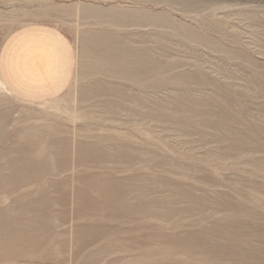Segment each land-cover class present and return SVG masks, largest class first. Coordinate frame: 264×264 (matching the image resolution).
Masks as SVG:
<instances>
[{
  "label": "rangeland",
  "instance_id": "rangeland-1",
  "mask_svg": "<svg viewBox=\"0 0 264 264\" xmlns=\"http://www.w3.org/2000/svg\"><path fill=\"white\" fill-rule=\"evenodd\" d=\"M110 7L143 10V27L92 18ZM54 12L72 45L56 41L54 58H40L38 74L48 72L52 82L65 77L63 89L48 99L0 95V171L32 173L0 175V235L12 234L18 217L38 214L45 229H21L14 244L9 236L0 264H264V0H54ZM99 32L112 35L108 49L142 46L174 69L144 75L145 85L135 88L127 73L89 71ZM103 88L105 96L84 93ZM50 101L86 111L77 120L43 112ZM144 107L154 112L147 109L150 118L175 117L163 125L165 138L147 136L155 124L141 128ZM109 111L121 123L104 121ZM42 125L41 135L31 134ZM33 165L44 168L25 167ZM153 215L164 221L148 220ZM83 225L102 231L83 233Z\"/></svg>",
  "mask_w": 264,
  "mask_h": 264
},
{
  "label": "bare ground",
  "instance_id": "bare-ground-1",
  "mask_svg": "<svg viewBox=\"0 0 264 264\" xmlns=\"http://www.w3.org/2000/svg\"><path fill=\"white\" fill-rule=\"evenodd\" d=\"M97 8V7H96ZM111 8V7H110ZM217 8V7H216ZM223 8V7H222ZM72 9H74V8H72ZM88 9V8H87ZM103 10H96L97 12L95 13L94 12V15H93V19L94 20H96L98 23L99 22H101V23H108V24H111L112 22H113V24L114 25H121L122 23H124L125 22V24L126 25H129V24H131V25H133L134 27L135 26H140V28L141 27H143V25H142V23H144V21H145V17H144V13H143V10H138L137 8V10H135V11H133V10H127V9H124V10H122L123 11V13L122 12H120V10H121V8H111V9H107L108 11H104V8H102ZM67 10V9H66ZM70 10V9H69ZM68 10V11H69ZM75 10V9H74ZM106 10V9H105ZM92 11V10H91ZM94 11V10H93ZM67 13H69V12H67ZM86 13H88V10H87V12ZM90 13H88V15H89ZM215 13H213V17H215ZM218 16V15H217ZM138 22V23H137ZM149 22V21H148ZM119 23H121V24H119ZM137 23V24H136ZM155 23V22H154ZM157 23H158V21H157ZM91 24V23H90ZM100 24V23H99ZM150 24V23H149ZM151 24H153V22H151ZM159 24V23H158ZM107 25V24H106ZM112 25V24H111ZM155 26H157L156 25V23L154 24ZM154 26V27H155ZM129 27V26H128ZM151 27V26H150ZM198 31V30H197ZM138 32H141V34H142V31L141 30H135L134 31V35H137L138 34ZM167 32V31H166ZM153 33V32H152ZM165 33V32H164ZM111 34H109V33H107V32H99L98 33V35H97V37L95 38V40L97 39V42L99 43V44H93V54L92 55H96L95 57H93V60H91V62H90V64H92V65H94L93 67H88L89 68V71H94L95 70V73H96V71H98L97 73L98 74H101V73H104V72H106V73H110L113 77L114 76H116V77H114V78H118L117 76H120V78H123L124 76H125V73H127V79H128V77L130 78V80L132 81V86H137V84L136 83H138V82H141V84H144L145 85V83H143L142 82V80L143 81H145L146 79L148 80V78H144L145 76L144 75H150V77H157V78H159V77H161V75L165 72L166 73V71H168L169 69H171V68H173L172 66H171V68H167V66H164L161 62H159L158 60H157V58H154V54H152V53H150V51L149 50H147V51H149V53H145V49H143V47L142 46H135V47H132V48H130L129 50H127V49H125L124 50V48L125 47H123V51H121V50H117L116 48L115 49H113V50H111V49H108L109 47H110V45H109V47L107 46V45H105V43H109L108 41H110L109 39H111ZM193 36V35H192ZM129 37V36H128ZM92 39V38H91ZM94 39V38H93ZM159 39V38H158ZM113 41V40H112ZM119 41V40H118ZM129 41V40H128ZM134 41V40H133ZM133 41H131V42H133ZM105 42V43H104ZM183 42V41H182ZM115 44H117V42H115ZM115 44H114V47H116L115 46ZM119 44V43H118ZM136 44V43H135ZM179 44V43H178ZM134 45V44H133ZM88 46V45H87ZM91 46V45H90ZM198 47V46H197ZM127 48V47H126ZM79 50H80V48H79ZM124 52H125V55L126 56H130V59H127V60H125V59H123V57H124ZM230 55V54H229ZM90 56H91V54H90ZM125 56V57H126ZM85 64V63H84ZM86 64H88V63H86ZM97 64V65H96ZM84 66H86V65H84ZM89 66V65H88ZM177 68V67H176ZM174 69V68H173ZM216 69V68H215ZM93 74V73H92ZM124 74V75H123ZM82 75V74H81ZM95 75V74H94ZM101 75H103V74H101ZM123 77H122V76ZM79 76V75H78ZM96 76H98V75H96ZM108 77H109V75H107ZM146 76V77H147ZM91 77V76H90ZM104 77V76H103ZM102 77V78H103ZM81 78V77H80ZM88 78V77H87ZM106 78V77H105ZM145 80H144V79ZM155 79L154 81H151L152 83H151V86H152V88L154 89V88H159L160 87V81H158V79ZM85 79V78H84ZM112 79V78H111ZM126 79V78H125ZM80 80H83V78L82 79H80ZM114 80V79H113ZM123 80V79H122ZM129 80V79H128ZM146 80V81H147ZM79 81V80H78ZM124 81V80H123ZM126 81V80H125ZM130 81V82H131ZM83 82V81H82ZM87 82V81H86ZM89 82H90V80H89ZM118 82V81H117ZM127 82V81H126ZM129 82V83H130ZM91 83V82H90ZM128 83V82H127ZM133 83H134V85H133ZM85 84H87V83H85ZM92 84V83H91ZM109 84V83H108ZM113 84V83H112ZM111 84V85H112ZM122 84V83H121ZM126 84V83H125ZM131 84V83H130ZM94 85V84H93ZM100 85V84H99ZM98 85V86H99ZM110 85V86H111ZM147 85H149V84H147ZM86 86V85H85ZM89 86V85H88ZM109 86V87H110ZM120 86V85H119ZM135 86H134V88H135ZM93 87V86H92ZM129 87V86H128ZM145 87V86H144ZM0 88L2 89V90H4V91H6L7 92V94H13L12 92H11V90L4 84V82L0 79ZM137 88V87H136ZM143 88V87H142ZM148 88H150V87H145L144 89H145V92H144V94L143 95H145V96H147V94H149V93H147L146 92V90L148 89ZM160 88H162V87H160ZM160 88L159 89H157V90H159V92H157V90L153 93V96H154V98L155 99H159V93L161 92L160 91ZM89 89V88H88ZM99 89H100V87H99ZM131 89V88H130ZM143 89V90H144ZM78 90V89H77ZM87 90V89H86ZM119 90V89H118ZM123 90V89H122ZM142 90V91H143ZM81 91V90H80ZM97 91V90H96ZM92 92V91H84V93H86V94H88V96L90 95L91 97L92 96H94V95H96V94H98L99 96L100 95H103V96H105V93L106 94H108V92H106L105 91V88H103V89H101V90H99V91H97V92ZM110 92H111V89H110ZM114 92V91H113ZM125 92V91H124ZM126 92H127V90H126ZM130 92V91H129ZM136 92H138V91H136ZM83 93V94H84ZM117 93H120V92H116V94ZM135 93V92H134ZM165 93V92H164ZM75 94V93H74ZM77 94V93H76ZM82 94V95H83ZM110 94H113L112 92L110 93ZM110 94L109 95H107V96H110ZM138 94V93H137ZM151 94V93H150ZM134 95V94H133ZM85 96V95H84ZM83 96V97H84ZM116 96V95H115ZM121 96V95H120ZM145 96L143 97V99L145 98ZM82 96H81V98H83ZM97 98H98V96H96ZM111 97V96H110ZM112 97H113V95H112ZM134 97V96H133ZM78 99V97H75V99ZM80 98V97H79ZM115 98V97H114ZM122 98H124V97H122ZM92 99V98H91ZM102 99V98H101ZM79 100V99H78ZM78 100H76V102H78ZM85 100H87V99H85ZM117 100V99H116ZM133 100V99H132ZM134 100H135V98H134ZM144 100H147V99H144ZM160 100V99H159ZM80 101V100H79ZM82 101V100H81ZM88 101H89V99H88ZM128 101V100H127ZM86 102V101H85ZM104 102V101H103ZM111 102V101H110ZM113 102V101H112ZM125 102V101H124ZM123 102V103H124ZM134 102V101H133ZM147 102V101H146ZM153 102V101H152ZM79 103V102H78ZM82 104H85L83 101L81 102ZM105 103V102H104ZM43 105H42V107L40 108L43 112H45V113H48V112H50V113H54L55 115L57 114V112L59 111V112H64L65 111V113H67L68 115H70L71 116V118H72V120H77V119H79L78 117H77V113L78 112H82V111H86V107H84V108H79V109H77V110H71L70 108H68L66 105H64V104H62V103H56L55 101L54 102H45V103H42ZM90 104V103H89ZM105 104H109V102H107V103H105ZM77 105H80V104H77ZM86 105V104H85ZM110 105V104H109ZM113 105V104H112ZM137 105V104H136ZM141 105V104H140ZM103 106V105H102ZM123 106V105H122ZM93 107V106H92ZM96 107V106H95ZM99 107V106H98ZM103 107H106L107 108V106H103ZM112 107V106H111ZM113 107H115V106H113ZM127 107H129V106H127ZM147 107V106H146ZM94 108V107H93ZM117 108V107H116ZM101 109V108H100ZM108 109H110V106H109V108ZM115 109V108H114ZM119 109V108H118ZM117 109V110H118ZM140 109H141V107H140ZM148 109V108H147ZM147 109L145 110V107H144V115H143V117H144V119L142 120L143 122L140 124V126H141V128L142 129H144L145 128V125H148V124H150L149 126H150V128H152V125L153 124H155L156 125V127H154L155 128V130L153 129H149V132H147V131H145L146 132V134H147V136L148 135H150V136H153L155 133H157L158 134V136H160V138L161 137H163L164 135H163V133H165V132H167V133H169L168 132V129H167V127L165 128V127H163V125H164V123H166L167 122V124L168 123H172L171 121H174V118L171 116H169V114H168V117H166V118H168V120L165 118V117H163L164 115V113L163 114H158V112L156 113L157 115H154V118L153 117H151L150 118V116H148V113H147ZM162 109V108H161ZM160 109V110H161ZM105 110V109H104ZM103 110V111H104ZM116 110V109H115ZM116 110V111H117ZM152 111L151 109H148V112H150V111ZM91 111H93V110H91ZM98 111V110H97ZM106 111V110H105ZM122 111V110H121ZM125 111H126V109H125ZM125 111H123V112H125ZM130 111V110H129ZM158 111H159V108H158ZM109 112H111L112 113V115L114 114V116H111L110 114H109V118L108 119H105L104 121H111L112 123H115V122H118L119 120V118H117L116 116L118 115H115V112L113 113L112 111H109ZM156 112V111H155ZM27 113V112H26ZM94 113H96V111H94ZM99 113V112H98ZM102 113V112H101ZM104 113V112H103ZM128 113H130V112H128ZM150 113H154V112H150ZM149 113V114H150ZM159 113H161V112H159ZM83 114V115H82ZM81 115H82V117L83 116H85V117H87V115L89 114V113H85V112H83ZM60 115V114H59ZM106 115H108V114H106ZM123 115V114H122ZM131 115V114H130ZM135 115H137V114H135ZM151 115V114H150ZM161 115H163V116H161ZM176 115V114H175ZM98 116V115H97ZM102 116V115H101ZM151 116H153V115H151ZM165 116H167V115H165ZM84 117V118H85ZM100 117V116H99ZM119 117V116H118ZM128 117V116H127ZM132 117V116H131ZM140 117H141V115H140ZM64 118V117H63ZM88 118H94V115H91V117H88ZM96 118V117H95ZM105 118H107V117H105ZM135 118V117H134ZM137 119V118H136ZM135 119V120H136ZM139 120H141V119H139ZM149 120V122H146V121H148ZM102 121V120H101ZM103 122V121H102ZM120 123H121V121H119ZM131 122V121H130ZM141 122V121H140ZM104 123V122H103ZM129 122L127 121V124H128ZM152 123V124H151ZM47 124V123H46ZM100 125H101V123H100ZM106 125V124H105ZM129 125V124H128ZM127 125V126H128ZM133 125V124H132ZM154 125V126H155ZM160 125V126H159ZM170 125V124H169ZM45 125H42V126H39V127H35V128H32L31 129V131H32V135H34V136H39V135H41L40 133H42L40 130H42L41 128H43ZM111 126V125H110ZM114 126V125H113ZM130 126V125H129ZM164 126H166V125H164ZM26 127V126H25ZM48 127V126H47ZM100 127V126H99ZM120 127V126H119ZM147 127V126H146ZM170 127V126H169ZM187 126H184V128H186ZM114 128V127H113ZM141 128H140V130H141ZM160 128V129H159ZM49 129H51V128H49ZM98 129V128H97ZM134 129V128H133ZM157 129L159 130V131H157ZM183 129V128H182ZM101 130V129H100ZM132 130V129H131ZM140 130H138V131H140ZM145 130V129H144ZM184 130V129H183ZM183 130L181 131L180 130V132L178 133L179 134V136H186V134H184V132H183ZM30 131V132H31ZM141 132V131H140ZM142 132H143V130H142ZM144 134V133H143ZM109 135V134H108ZM125 135V134H124ZM127 135V134H126ZM176 135V134H175ZM188 136V135H187ZM125 137V136H124ZM109 138V137H108ZM159 138V137H158ZM164 138H165V136H164ZM177 138V137H176ZM114 140V139H113ZM146 140V139H145ZM150 140V139H149ZM162 140V139H161ZM185 140V139H184ZM205 141V140H204ZM104 142V141H103ZM121 142V141H120ZM126 142V141H125ZM151 142V141H150ZM54 143V142H53ZM53 143H51V144H53ZM164 143H165V140H164ZM171 144V143H170ZM169 144V145H170ZM147 146V145H146ZM160 146V145H159ZM159 146H157V147H159ZM45 146H44V144L41 146V148H40V151L43 153V150H45V148H44ZM89 148V147H88ZM87 148V149H88ZM137 148V147H136ZM176 148V147H175ZM206 148V147H205ZM174 149V148H173ZM201 149V148H200ZM204 149V148H203ZM205 150V149H204ZM206 150H208V149H206ZM67 151V150H66ZM124 151V150H123ZM185 151V150H184ZM62 152V151H61ZM61 152H59V154L61 153ZM68 152V151H67ZM66 152V153H67ZM86 152H88V151H86ZM21 153H23V152H21ZM145 153V152H144ZM243 153H245V152H243ZM59 154H58V156H59ZM115 154V153H114ZM129 154V153H128ZM78 155V154H77ZM130 155V154H129ZM177 155V154H176ZM181 155V154H180ZM63 156V155H62ZM68 156V155H67ZM89 156V155H88ZM113 156V155H112ZM118 156V155H117ZM116 156V157H117ZM66 157V156H65ZM181 157V156H180ZM61 159V158H60ZM59 159V160H60ZM65 158H63V160H64ZM151 159H153V158H151ZM125 160V159H124ZM68 161V160H67ZM141 161V160H140ZM59 162V161H58ZM20 164H25V163H21V162H19ZM132 163H134V162H132ZM159 164V163H158ZM6 165V164H5ZM4 165V166H5ZM8 165V164H7ZM72 165V164H71ZM3 166V167H4ZM58 166V165H57ZM56 166V167H57ZM64 166H67L68 167V165H64ZM149 166V165H148ZM26 168H28V169H30V168H35V169H40V168H44V166H37V165H33V166H25ZM62 167V166H61ZM75 167V166H74ZM139 167V166H138ZM147 167V166H146ZM153 167V166H152ZM156 167V166H155ZM151 168V167H150ZM59 169V168H58ZM64 169V168H63ZM67 169V168H66ZM76 169H77V167H76ZM125 169V168H124ZM165 169V168H164ZM61 170V169H60ZM75 170V169H74ZM131 171V170H130ZM154 171V170H153ZM59 172V171H58ZM128 172V171H127ZM110 173V172H109ZM150 173V172H149ZM43 175V174H42ZM29 176V175H28ZM131 176V175H130ZM43 177V176H42ZM38 178V177H37ZM41 178V177H40ZM45 178V177H44ZM135 178V177H134ZM161 178V177H160ZM43 182H44V180H42ZM117 181V180H116ZM118 183V182H117ZM121 183V182H120ZM129 183V182H128ZM57 185V184H56ZM63 185V184H62ZM88 185V184H87ZM128 186V185H127ZM65 188V187H64ZM112 188V187H111ZM123 188V187H122ZM64 190V189H63ZM88 191V190H87ZM83 193V192H82ZM84 193H86V191H84ZM90 193V192H89ZM43 196V195H42ZM86 196L88 197V195H83V200H85L84 199V197L86 198ZM47 197V196H46ZM94 197H90V199H93ZM96 198H99V197H96ZM44 199V198H43ZM95 199V198H94ZM105 199V198H104ZM45 200L46 201H48V198H45ZM82 200V201H83ZM89 200V199H88ZM99 200H100V198H99ZM76 201V200H75ZM95 201V200H94ZM93 201V202H94ZM98 201V200H97ZM79 202V201H78ZM91 202V201H90ZM92 202V203H93ZM82 203H84V202H82ZM38 204V203H37ZM36 204V205H37ZM88 204V203H87ZM149 204V203H148ZM32 205V204H31ZM35 205V204H34ZM86 205V204H85ZM84 207V206H83ZM89 207V206H88ZM81 208V207H80ZM86 208V207H85ZM37 209V208H36ZM83 210V209H82ZM223 210V209H222ZM35 212V211H34ZM50 213V212H49ZM83 213V212H82ZM22 214V213H21ZM97 214H101V213H97ZM157 214H159V213H157ZM214 214V213H213ZM87 215V214H86ZM102 215V214H101ZM160 215V214H159ZM7 216V215H6ZM80 216V215H79ZM164 216V215H163ZM12 217V216H11ZM141 217V216H140ZM139 217V218H140ZM150 217V216H149ZM19 218V217H18ZM17 218V222H14V224H13V226H11V230L9 229V231L11 232L12 231V234H10V235H5V236H1L0 237V239L1 240H4L5 241V243L4 244H2L3 242H1V240H0V249L1 250H4V251H6V247H7V241H6V239H8V238H10L9 236H12L13 238H11L12 239V241H10L9 239V244H14V243H16V242H14V241H16L15 239L16 238H18V237H16L15 235H14V233H16V235L18 234V235H20L19 233H17L18 231H21V229H22V231L23 230H27V228H32L31 229V231L33 230H35L36 232H43V230L42 229H45V227L44 228H42L43 227V225H42V227H41V225H40V221H41V218H43V216L42 215H36L35 216V218H34V216H33V218L30 220H27V219H24V217H22V219L21 218H19L18 219ZM165 218H166V216H165ZM8 219V218H7ZM87 219V218H86ZM15 220V219H14ZM148 220H150V221H154V220H156V221H164V219L163 218H160V217H158V216H151V218H148ZM7 221V220H6ZM5 221V222H6ZM11 221H13V220H11ZM167 221H169V220H167ZM25 224V226H23L24 224ZM79 222V221H78ZM7 223H9V222H7ZM43 223V222H42ZM123 223V222H122ZM167 224H168V222H166ZM2 224V223H1ZM47 224V223H46ZM49 224V223H48ZM47 224V225H48ZM151 224V223H150ZM159 224V223H158ZM165 224V223H164ZM12 225V224H11ZM32 225V226H31ZM74 225H75V223H74ZM182 225V224H181ZM180 225V226H181ZM29 226H31V227H29ZM44 226H46V225H44ZM171 226V225H170ZM50 227V226H49ZM75 227H77V226H75ZM79 227V226H78ZM81 228H79V229H81L80 231H82L83 233H95V234H97L98 232H101L102 231V229H100V228H90V227H88V226H80ZM42 228V229H41ZM47 229H48V231H49V229L50 228H48V227H46ZM176 229V228H175ZM28 230H30V229H28ZM120 231V230H119ZM126 231V230H125ZM3 232V231H2ZM81 232V233H82ZM185 232V231H184ZM7 233V232H6ZM25 233V232H24ZM27 233H28V231H27ZM35 233V232H34ZM77 233V232H76ZM154 233V232H153ZM36 234H39V233H36ZM43 234V233H42ZM44 234H46V233H44ZM43 234V235H44ZM158 234V233H157ZM24 235H26V233L24 234ZM40 235V234H39ZM80 235V234H79ZM161 236H163V235H161ZM114 237H117V236H114ZM77 239V238H76ZM114 239V238H113ZM146 239V238H145ZM100 242H98V244H99ZM2 244V245H1ZM102 244H103V242H102ZM172 245V244H171ZM83 246V245H82ZM144 247L146 246V245H143ZM103 247V246H102ZM101 247V249H103ZM3 248V249H2ZM143 248V247H142ZM146 248V247H145ZM87 249V247L85 248V250ZM105 249V248H104ZM103 249V250H104ZM144 249V248H143ZM102 250V251H103ZM99 251H101V250H99ZM116 252V251H115ZM144 252V251H143ZM141 253V252H140ZM6 254H8V252L6 253ZM133 254V253H132ZM143 255V254H142ZM6 256V255H5ZM141 256V255H140ZM144 256H146L145 254H144ZM7 257V256H6ZM136 257V256H135ZM3 258V257H2ZM141 258V257H140ZM135 258H133V260H134ZM137 259H138V257H137ZM182 260V259H181ZM114 261V260H113ZM129 262H130V260H128ZM128 261H127V263H128ZM137 261H139V260H136V262ZM149 261V260H148ZM103 262V261H102ZM104 262H106V261H104ZM143 262V261H142ZM144 262H147V261H144ZM115 263V262H114ZM131 263V262H130ZM134 263V262H133ZM116 264V263H115ZM138 264H139V262H138ZM140 264H142L141 262H140Z\"/></svg>",
  "mask_w": 264,
  "mask_h": 264
},
{
  "label": "crops",
  "instance_id": "crops-1",
  "mask_svg": "<svg viewBox=\"0 0 264 264\" xmlns=\"http://www.w3.org/2000/svg\"><path fill=\"white\" fill-rule=\"evenodd\" d=\"M54 16V0H0V79L16 93L8 95L19 100L21 98L15 95L48 99L63 89L65 77L52 82L48 72L38 74L40 58H54L56 41L66 39L72 45L58 24L53 23ZM58 50L63 52L60 47ZM39 83L44 87L39 88ZM3 94L7 92L0 88V95ZM2 119L0 115V121ZM6 174L32 173L0 171V175Z\"/></svg>",
  "mask_w": 264,
  "mask_h": 264
}]
</instances>
